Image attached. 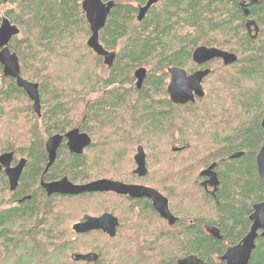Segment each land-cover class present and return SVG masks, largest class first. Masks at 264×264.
I'll use <instances>...</instances> for the list:
<instances>
[{"label":"trees","instance_id":"16d2710c","mask_svg":"<svg viewBox=\"0 0 264 264\" xmlns=\"http://www.w3.org/2000/svg\"><path fill=\"white\" fill-rule=\"evenodd\" d=\"M109 1L98 40L114 53L110 66L86 45L90 30L82 0H0V24L5 17L20 32L8 48L21 77L38 84L40 101L37 116L0 65V155L25 159L15 191L0 173V264H177L190 255L225 264L221 256L244 238L252 206L264 201L255 164L264 144V0L247 7L255 37L247 33L241 0H158L141 22L138 10L147 0H103ZM199 46L237 60L199 66L192 61ZM141 66L150 69L138 89L132 74ZM172 67L188 74L209 69L203 97L173 104L166 91ZM91 93L97 97L88 103ZM76 128L91 144L76 155L63 140L45 170L46 141ZM138 146L158 152L160 161L165 156L167 173L150 188L167 199L176 218L172 226L146 199L47 196L41 188V181L64 177L74 184L147 181L148 173L137 178L130 172ZM212 164L217 185L208 191L200 173ZM7 191L12 205L2 207ZM104 213L119 222L114 238L72 231L84 215ZM84 250L90 260L75 261ZM248 264H264V238L257 239Z\"/></svg>","mask_w":264,"mask_h":264},{"label":"water","instance_id":"95a60500","mask_svg":"<svg viewBox=\"0 0 264 264\" xmlns=\"http://www.w3.org/2000/svg\"><path fill=\"white\" fill-rule=\"evenodd\" d=\"M255 3V0H249ZM158 0H147L143 7H140L137 14V21L141 22L146 16L149 9L156 5ZM113 2H103V0H82L81 7L85 14L86 21L89 25L90 36L86 42L87 47L97 56L103 58L105 65L110 66L114 60V54L104 50L99 43V31L104 27L107 17L111 11ZM243 15L248 16L249 11L245 5H241ZM249 30L254 26L255 36L258 28L252 21L245 24ZM17 26L12 25L5 17L1 19L0 24V65L2 67L3 76L13 79L18 88L23 90L27 98L32 102V107L37 116H40V101L38 93V84L28 82L23 79L20 74V66L18 59L14 53H11L8 45L11 39L19 35ZM213 60H220L223 65L229 66L236 62L235 54L220 50L217 48H208L204 46L197 47L192 53V61L199 65H205ZM169 83L167 85V94L169 100L175 105H186L193 103L196 98H202L204 95L202 82L210 73L209 69L197 70L191 74H187L184 70L172 67L168 70ZM146 76V70L139 68L134 72L136 78V87L139 89ZM261 128L264 132V118L261 121ZM66 147L69 153L81 155L91 144L90 137L80 132L77 128L67 132L64 135ZM62 138L60 136H51L46 142V150L48 155L47 170L55 161L56 153L60 146ZM174 152L180 148H173ZM242 153L233 155L232 158L240 157ZM135 163L134 174L138 178H142L147 174L145 153L141 146H138L133 157ZM13 153H4L0 155V171L3 169L9 191H15L20 175L25 165V159H20L16 166L11 167ZM256 170L264 191V144L259 149L255 158ZM215 164L209 166L200 173L201 176L210 177L209 181L213 182V186L217 185L216 174L213 171ZM47 196H78L91 193H114L120 196H128L131 199H146L152 204L153 209L158 216L167 221L172 226L176 218L168 209V201L157 190L136 184H125L119 181L109 179H98L85 184H74L66 177L57 181L46 182L41 185ZM250 228L245 237L235 246L228 247L220 260L225 264H248L251 254L256 247V241L264 238V201L252 206V213L248 217ZM119 223L116 217L109 213H104L99 217L84 216L83 221L74 224L72 229L75 234H87L94 231H100L109 238H114ZM75 261H89V255H75ZM177 264H207L194 255L186 256L177 261Z\"/></svg>","mask_w":264,"mask_h":264},{"label":"rangeland","instance_id":"374dc122","mask_svg":"<svg viewBox=\"0 0 264 264\" xmlns=\"http://www.w3.org/2000/svg\"><path fill=\"white\" fill-rule=\"evenodd\" d=\"M116 1L124 2L125 0H116ZM5 10H6L5 8L1 9V14H3ZM214 67L218 68L219 65L217 64ZM139 68H144L146 70V74L148 73V71L150 69L148 66H141ZM139 68H136V70L139 69ZM132 76H133V79H134L133 86L136 88V81L137 80L134 77V73L132 74ZM145 78H146V76H145ZM142 85H143V83H142ZM96 97H97V95L91 93V94H89L87 96L86 100H87L88 103H92L95 100ZM169 141H170V138L167 137V138H165L163 143H169ZM135 153L136 152L134 151V153L131 156L132 166H129L131 168L130 172H133V170L135 169V164L133 162V156L135 155ZM145 155H146V162H147V171H148V175H149L147 181H141V182H138V181L131 182V181H129L128 182V179H127V180H125V183H130L131 182V183H134V184L137 183V184H141V185H145V186H149V187H154V185H153L154 182H157L161 178L165 177V174L167 173L166 168H165V163H166L165 156H163V160L164 161H162V160L160 161L158 152L152 154V152H149L148 150H145ZM20 159L21 158H17V161L20 160ZM10 205H12V203L9 201V195H8V191H7V195L5 196V204L2 207H8ZM199 211L202 212L203 209H201ZM202 213H204V212H202ZM84 252H85V254L88 253L87 250H84Z\"/></svg>","mask_w":264,"mask_h":264},{"label":"flooded vegetation","instance_id":"af4514ba","mask_svg":"<svg viewBox=\"0 0 264 264\" xmlns=\"http://www.w3.org/2000/svg\"><path fill=\"white\" fill-rule=\"evenodd\" d=\"M241 2L242 3H240V7H241V5H245L246 6V8L248 7V5L249 4H254V3H250V1L249 0H241ZM241 9H242V7H241ZM242 11H243V9H242ZM249 16V15H248ZM247 16V20H246V22H245V24L247 23V21H252L254 24H255V22L251 19V18H249ZM255 26H256V24H255ZM246 27V26H245ZM257 27V26H256ZM246 30H247V33L250 35V36H252V37H255V30H254V26H251L250 28H249V30L246 28ZM257 34H258V32H257ZM257 34H256V36H257ZM222 63V62H221ZM198 70H200V69H198ZM188 74V73H187ZM191 74V73H190ZM69 132V131H68ZM53 136H55V135H53ZM62 138V140H61V143H62V141L63 140H65V138H64V136L63 137H61ZM47 142V141H46ZM61 143H60V145H61ZM65 145H66V140H65ZM60 147V146H59ZM67 148V147H66ZM68 150V149H67ZM57 154V153H56ZM134 160V159H133ZM19 161V160H18ZM18 161L17 162H14V158H13V160H12V163H11V167H14V166H16L17 165V163H18ZM145 162H146V155H145ZM135 164V163H134ZM136 167V166H135ZM134 171V170H133ZM0 173H3V169H2V171H0ZM147 173H148V171H147ZM4 174V173H3ZM133 174H134V172H133ZM5 175V174H4ZM135 175V174H134ZM147 175V174H146ZM145 175V176H146ZM144 176V177H145ZM6 177V176H5ZM137 177V176H136ZM138 178V177H137ZM7 179V178H6ZM210 180V177H208V176H203V187H206L205 189L206 190H208V191H211L212 190V188L214 187L213 186V182L212 181H209ZM57 181V180H56ZM8 182V181H7ZM52 182V181H51ZM123 183V182H122ZM40 184L42 185L43 184V182L41 181L40 182ZM125 184H128V183H125ZM131 184H134V183H131ZM136 185H141V184H137L136 183ZM142 186H145V185H142ZM145 187H148V186H145ZM42 188V187H41ZM150 188V187H149ZM149 201V200H148ZM151 203V202H150ZM152 205V204H151ZM155 211V210H154ZM112 215V214H111ZM84 216H86V215H84ZM84 216L82 217V220H83V218H84ZM101 216V215H100ZM114 216V215H113ZM94 217H99V216H94ZM115 217V216H114ZM82 220L81 221H78V222H76L75 224H77V223H79V222H82ZM167 222V221H166ZM119 223V222H118ZM74 225V224H73ZM118 227H119V225H118ZM118 227H117V229H118ZM116 232H117V230H116ZM78 255H81V254H78ZM82 255H89L90 256V254H82Z\"/></svg>","mask_w":264,"mask_h":264},{"label":"bare ground","instance_id":"6f19581e","mask_svg":"<svg viewBox=\"0 0 264 264\" xmlns=\"http://www.w3.org/2000/svg\"><path fill=\"white\" fill-rule=\"evenodd\" d=\"M85 15V14H84ZM112 53V52H111ZM114 54V53H113ZM96 181V180H95ZM52 196V195H51ZM83 221V220H82ZM73 227V226H72ZM73 230V229H72ZM74 232V231H73ZM77 235V234H76ZM80 235H82V234H80ZM245 237V236H244Z\"/></svg>","mask_w":264,"mask_h":264}]
</instances>
